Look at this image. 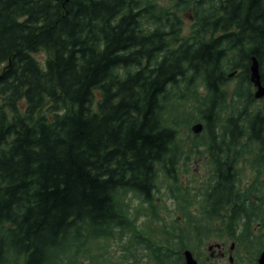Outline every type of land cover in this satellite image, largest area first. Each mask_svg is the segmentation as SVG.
<instances>
[{"label":"trees","instance_id":"1","mask_svg":"<svg viewBox=\"0 0 264 264\" xmlns=\"http://www.w3.org/2000/svg\"><path fill=\"white\" fill-rule=\"evenodd\" d=\"M252 57L264 83V0H0V264H111L112 245L117 264H183L184 246L212 234L264 242ZM180 83L204 111L191 145L210 153L209 174L196 205L168 189L184 224L160 238L128 201L157 221L159 175L178 180L168 94Z\"/></svg>","mask_w":264,"mask_h":264},{"label":"rangeland","instance_id":"2","mask_svg":"<svg viewBox=\"0 0 264 264\" xmlns=\"http://www.w3.org/2000/svg\"><path fill=\"white\" fill-rule=\"evenodd\" d=\"M183 23H184V33L187 35L189 33L190 27H191V19L189 17L184 16L183 17ZM33 57L41 64L44 65L49 57V54L46 51H39L33 54ZM262 69H264V65L262 66ZM236 74H239V71H236ZM237 79L232 77L228 83V93L229 96H231L235 90V85L237 84ZM182 83H180L181 85ZM184 84H182L180 87H182ZM198 94L203 96L204 95V89L201 85H197ZM248 91L250 93H253L252 87L248 88ZM169 95V104L168 107L171 106V104L174 106L173 109V116L176 120L179 121V127L177 132V138L179 139L180 143H182L185 146V150L183 151L184 154L181 157L180 164L178 165V180L175 183H170L165 178L162 177L160 174L157 180V186L159 189V192L156 194V198L154 201V207H157V221H151L147 220L143 217V214L145 210L147 209L145 205H140L138 201L133 199L132 197H129V203L132 208L136 209L138 211L137 223H139V227L142 229H146L148 231H151L154 236L158 235L160 238L165 237V227L168 224H171L173 220L177 221V225L181 227L183 223V215L180 213L179 205L182 204L183 200L180 199V202H176L175 199L171 198L169 195V188L170 187H179L181 188V192L185 191L188 192V202L190 201L194 205H196V201L199 199V197H195L200 195L201 188L204 184V182L208 179V168L206 167V162L208 158L210 157V153L205 150L204 147H198L196 149L192 148L191 142L194 140V135L192 134L190 128L197 124H203L199 118L203 116L202 109H200V114L198 115V104L194 102V100L191 98V95L188 92H185V87L180 88V90H174L170 91ZM254 109L257 107H264V102H256L254 106H252ZM46 108V105L44 108L40 111V113L44 112ZM204 112V111H203ZM206 132L201 133L198 137V141L202 140L203 137H205ZM241 185L242 187L245 186L247 183V179L243 176H241ZM186 199V200H187ZM199 212L196 211V209L192 208L191 216H197ZM180 218V219H179ZM182 223V224H180ZM218 229H220V222L217 224ZM219 231V230H218ZM219 236H227L226 232H223L222 235ZM214 237H216L214 234L211 235L212 240H208L209 244H214L215 240ZM210 238V237H209ZM229 238V237H228ZM230 239V238H229ZM195 240V239H194ZM197 240V239H196ZM258 240V239H254ZM207 241V240H206ZM191 245L193 246L196 241H191ZM257 243L250 246L249 250L250 253L247 254V258L242 262L241 264H250L252 253L257 248ZM229 242L226 245V248L228 249ZM207 247H204V252L206 257L208 256L209 252L206 251ZM121 247H118V245H112L109 250L110 254V261L111 264H117L118 260L120 258V252ZM225 263H229L227 259L224 261Z\"/></svg>","mask_w":264,"mask_h":264},{"label":"flooded vegetation","instance_id":"3","mask_svg":"<svg viewBox=\"0 0 264 264\" xmlns=\"http://www.w3.org/2000/svg\"><path fill=\"white\" fill-rule=\"evenodd\" d=\"M261 84L264 85L263 82ZM251 87L254 91L255 88L253 86ZM225 89L229 91L228 88L225 87ZM257 102H264V98L259 99ZM203 130L201 131V133H203ZM181 227H183V224L181 225ZM259 227V224H257V228ZM256 231L257 229H255V233ZM237 235L238 231H234L232 234L230 233L227 236L214 237L215 240L213 241H215V243L213 245L209 244L208 240H212V238L210 237L207 239V241L200 240L201 243L197 242L191 247L184 246V248L180 251L183 259V264V252L186 250H189L191 252L197 264H227L224 262L225 259L228 260V264H241L247 258V254L250 253V246L254 245L255 243H257L258 246L251 254L252 258L250 259V264H258V258L262 251H264V242H260V240H253L251 243H249V241L247 240H238ZM228 242L229 247L227 249L226 245ZM204 247H207L206 251L209 252L207 257L204 252Z\"/></svg>","mask_w":264,"mask_h":264},{"label":"water","instance_id":"4","mask_svg":"<svg viewBox=\"0 0 264 264\" xmlns=\"http://www.w3.org/2000/svg\"><path fill=\"white\" fill-rule=\"evenodd\" d=\"M250 62L251 63L249 66V81L256 89L254 93V98L260 99L264 97V86L261 84L259 62L255 57H252ZM201 129H202L201 124H196L191 128L194 134H198L201 131ZM183 258H184V264H197V262L195 261L189 250L183 252ZM258 264H264V251H262V253L258 258Z\"/></svg>","mask_w":264,"mask_h":264}]
</instances>
